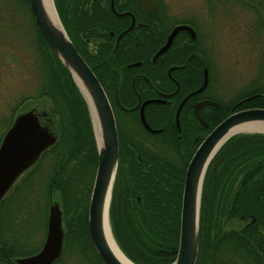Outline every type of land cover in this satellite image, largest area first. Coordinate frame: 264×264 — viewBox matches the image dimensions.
<instances>
[{
    "label": "trees",
    "instance_id": "16d2710c",
    "mask_svg": "<svg viewBox=\"0 0 264 264\" xmlns=\"http://www.w3.org/2000/svg\"><path fill=\"white\" fill-rule=\"evenodd\" d=\"M12 1L24 4L29 11L27 0ZM56 11L77 53L101 84L98 70L100 61L86 48L84 38L88 33L89 38L99 39L101 33L109 29L98 27V17H88L85 0H58ZM30 16L35 30V48L41 73V85L36 98H46L51 102V112L58 118L60 127L58 140L41 155L34 168L45 157H51L50 171L42 183L44 194L47 196L55 192L60 196L67 229L66 242L75 244V250L86 262L99 264L100 259L91 245L87 229V207L97 165V152L87 108L68 73L40 36L31 13ZM104 37L108 38V35ZM120 48L121 44L114 58L118 56ZM137 57L135 54L127 55L120 65L137 61ZM104 91L108 96V92ZM140 94L143 98V94ZM252 96L255 97L241 104L237 110L264 109V89L260 87L242 93L234 103ZM19 107L11 109L0 141ZM225 116L224 114L223 117ZM223 117L215 122L209 121V128L203 130L204 134L211 131ZM148 138L150 137L143 133L142 140L147 142ZM128 145L118 136V167L109 211L113 238L124 256L133 264H172L178 247L185 165L176 168L168 150L161 146L152 152L145 147L126 148ZM127 149L130 151L128 156ZM125 156L133 167L139 169L126 170ZM88 171L90 182L86 185L85 173ZM227 180L241 182L234 195L245 200L232 204V216L255 219L249 227L250 243L260 247L257 256L264 261V230L261 227L264 223V135L241 134L230 138L220 148L207 169L201 201V220L207 229L201 230L203 233L199 237L201 256L198 264H211L206 258L205 246L210 241L213 199L218 194L219 182ZM116 183L119 184L118 190H115ZM30 185L32 190V185L36 184L31 182ZM5 204L6 200L0 203V228L7 216ZM16 245L0 241V262L7 261L6 264H10L9 259L33 252L24 253ZM88 252H91V258Z\"/></svg>",
    "mask_w": 264,
    "mask_h": 264
},
{
    "label": "flooded vegetation",
    "instance_id": "af4514ba",
    "mask_svg": "<svg viewBox=\"0 0 264 264\" xmlns=\"http://www.w3.org/2000/svg\"><path fill=\"white\" fill-rule=\"evenodd\" d=\"M85 1L88 17H98V27L109 29L94 40L86 33L84 43L89 52L100 61V85L108 92V96L106 93L105 95L114 115L117 139L119 136L129 144L126 148L145 147L155 152L156 147L161 146L168 150L176 168L185 165L186 170L195 149L210 132L204 134L209 128V121H218L225 114L221 120L223 121L238 103H224L214 93L207 97L211 88V66L202 46L206 37L203 35L199 16L183 15L171 9L167 0ZM178 27H186L187 30L177 31L169 48L154 59ZM106 34L108 38L104 37ZM120 44L118 56L114 58ZM130 54L138 56V60L120 65L124 57ZM205 75L207 83L204 90L195 93L203 85ZM183 100L185 102L176 118L177 109ZM205 100L216 104L204 106L198 112L199 117L207 124L206 127L194 116V105ZM147 101L155 102L144 107V121L150 130H160L159 133L149 132L141 122L140 108ZM239 106L233 112L245 110H237ZM143 133L150 137L147 142L142 140ZM129 152L127 149L126 156ZM126 156V170L139 169L133 167ZM219 184L218 194L213 199L210 241L205 246L206 258L211 264H231V260L241 264H264L257 256L260 247L250 243L249 227L255 219L232 216V204L245 200L234 195L241 182L227 180ZM52 203H47V209ZM203 224L201 220L200 230H205ZM45 226L46 236L47 217ZM261 227L264 230V223ZM61 256L53 264L62 262ZM200 256L198 251L199 259ZM90 264L96 263L92 261Z\"/></svg>",
    "mask_w": 264,
    "mask_h": 264
},
{
    "label": "rangeland",
    "instance_id": "374dc122",
    "mask_svg": "<svg viewBox=\"0 0 264 264\" xmlns=\"http://www.w3.org/2000/svg\"><path fill=\"white\" fill-rule=\"evenodd\" d=\"M51 1L53 8L57 9L58 0ZM167 1L171 9L183 15L199 16L200 26L206 37L202 46L211 66V88L207 97L214 93L224 103H234L237 97L248 90L257 87L264 89V0ZM38 58L35 30L26 6L12 0H0V136L9 120L11 109L20 106L16 115L28 110L46 113L51 120L52 132L57 140L59 138V122L51 112V102L46 98H36L41 85ZM91 129L93 130L92 124ZM241 134L245 133L239 135ZM50 160V156L45 157L36 169L34 167L37 164L31 168L3 199L6 200L7 216L0 228V241L15 243L24 253L33 251L32 254H35L43 243L45 220L48 216L47 203H57L63 213L59 194L54 192L46 196L42 186L44 177L50 171ZM206 174L207 170L201 187V201ZM27 180L30 182H26ZM31 182L36 184L32 185V190ZM89 182L90 171L85 173L84 183L88 185ZM118 188L119 184L116 183L115 190ZM109 211L110 206L108 224L113 237ZM200 225L201 210L199 237ZM63 230L64 249L60 259L62 262L59 264H88L75 250V244L66 242L64 216ZM90 254L88 252L91 258ZM27 256L29 255L23 257ZM23 257H13L9 259V263L14 264L16 259ZM231 261V264H241ZM6 262L1 261L0 264Z\"/></svg>",
    "mask_w": 264,
    "mask_h": 264
},
{
    "label": "water",
    "instance_id": "95a60500",
    "mask_svg": "<svg viewBox=\"0 0 264 264\" xmlns=\"http://www.w3.org/2000/svg\"><path fill=\"white\" fill-rule=\"evenodd\" d=\"M27 3L40 36L68 73L87 107L91 120L97 152V165L87 207V229L91 245L102 264H121L109 250L103 235L105 197L110 187L112 196L118 167V140L111 106L99 81L68 38L55 7L54 11L60 26L59 30L47 22L41 0H27ZM180 30H187V28H176L165 46L156 53L154 59L169 48L174 34ZM134 66L137 65H131V67ZM73 73L86 89L93 104L101 133L100 146L96 139L88 103L73 78ZM206 83L207 78L205 75L203 85L195 93L202 92ZM254 97L245 98L235 105L231 114L203 138L186 167L181 196L178 247L176 258L172 264H198L201 201V192H198V188L202 187L203 170L207 169L212 160L210 159L211 156L224 137L234 127L252 122L264 124V109L253 108L233 112L237 106L252 100ZM153 102L155 101H147L141 105L140 119L144 127L154 134L159 133L160 130H150L143 118L144 107ZM184 102L185 100L179 105L176 118ZM209 105L214 106L216 104L205 100L194 105V116L205 127L207 124L199 117L198 112L202 107ZM50 123L51 120L48 119L46 113L39 114L34 110L21 112L14 117L11 126L0 142V202L18 181L37 164L41 155L56 143L57 137L52 132ZM244 133L264 135L263 132ZM238 134L231 135L222 146ZM62 217L59 205L57 203L50 204L47 216V232L41 249L34 255L16 259L14 264H53L57 261L63 249Z\"/></svg>",
    "mask_w": 264,
    "mask_h": 264
},
{
    "label": "bare ground",
    "instance_id": "6f19581e",
    "mask_svg": "<svg viewBox=\"0 0 264 264\" xmlns=\"http://www.w3.org/2000/svg\"><path fill=\"white\" fill-rule=\"evenodd\" d=\"M41 4H42V7H43L44 12H45V16H46L47 22L51 26H53V27H55L56 29L59 30L60 26H59L58 19L56 17V14H55V11H54V8H53V5H52V1L51 0H41ZM73 78L75 79L78 87L81 90V93L83 94L84 98L86 99V101L88 103V106H89V109H90L91 118H92V122H93L94 131H95V135H96V139H97L98 145L100 146L101 145V133H100V128H99V124H98V120H97V117H96V114H95V110H94L93 104L91 102V99H90L86 89L84 88V86L81 84V82L75 76L74 73H73ZM244 132H263L264 133V124L257 123V122H252V123H246V124H242V125L234 127L224 137V139L221 141V143L219 144L218 148L215 150V153L211 156L210 159H213L215 157V155L219 151V149L222 146V144L231 135L238 134V133H244ZM206 170H207L206 168L203 170V174H202V177H201V181L202 182H203ZM198 192L199 193L201 192V186L198 188ZM110 200H111V187L107 191V194H106V197H105V203H104V207H103V235H104L105 242H106L109 250L113 254V256L119 261V263H121V264H133L132 262H130L124 256V254L121 252V250L119 249V247L117 246L116 242L114 241V239H113V237L111 235V232H110V229H109V224H108V209H109V205H110Z\"/></svg>",
    "mask_w": 264,
    "mask_h": 264
}]
</instances>
